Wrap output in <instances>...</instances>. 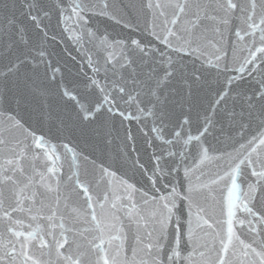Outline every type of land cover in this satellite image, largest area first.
Wrapping results in <instances>:
<instances>
[{
    "label": "snow or ice",
    "instance_id": "snow-or-ice-1",
    "mask_svg": "<svg viewBox=\"0 0 264 264\" xmlns=\"http://www.w3.org/2000/svg\"><path fill=\"white\" fill-rule=\"evenodd\" d=\"M0 264H264V0H0Z\"/></svg>",
    "mask_w": 264,
    "mask_h": 264
}]
</instances>
